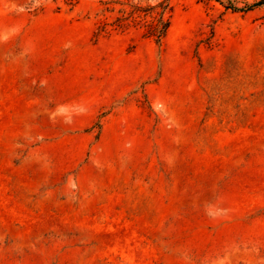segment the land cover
Masks as SVG:
<instances>
[{
	"label": "rangeland",
	"instance_id": "1",
	"mask_svg": "<svg viewBox=\"0 0 264 264\" xmlns=\"http://www.w3.org/2000/svg\"><path fill=\"white\" fill-rule=\"evenodd\" d=\"M106 1L0 0V264H264V0Z\"/></svg>",
	"mask_w": 264,
	"mask_h": 264
},
{
	"label": "trees",
	"instance_id": "2",
	"mask_svg": "<svg viewBox=\"0 0 264 264\" xmlns=\"http://www.w3.org/2000/svg\"><path fill=\"white\" fill-rule=\"evenodd\" d=\"M264 2V1H262ZM108 12L118 10L114 22H104L96 33V37L109 34L114 30H124L131 24H142L143 37L152 39L156 44L162 45L171 27L170 13L172 7L167 0L156 5L143 4L134 0H110L103 3Z\"/></svg>",
	"mask_w": 264,
	"mask_h": 264
}]
</instances>
